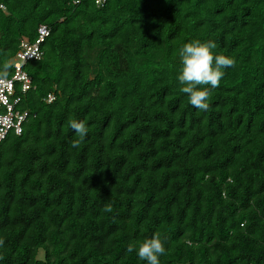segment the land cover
<instances>
[{
	"label": "trees",
	"instance_id": "trees-1",
	"mask_svg": "<svg viewBox=\"0 0 264 264\" xmlns=\"http://www.w3.org/2000/svg\"><path fill=\"white\" fill-rule=\"evenodd\" d=\"M40 26L0 143V264H147L127 248L155 233L160 264H264V0H0V66ZM193 40L235 61L207 111L177 79Z\"/></svg>",
	"mask_w": 264,
	"mask_h": 264
},
{
	"label": "clouds",
	"instance_id": "clouds-1",
	"mask_svg": "<svg viewBox=\"0 0 264 264\" xmlns=\"http://www.w3.org/2000/svg\"><path fill=\"white\" fill-rule=\"evenodd\" d=\"M217 47L218 45L214 41L203 43L193 40L183 44L179 50L181 68L177 79L181 85H184L180 90L188 95L189 103L201 111L209 109L210 89L219 86L225 75L224 69L235 65L233 58L223 54H214L212 50ZM11 67L12 64L7 60L0 66V82L7 80ZM70 127L78 136V139L71 142V146L79 147L87 136L88 128L83 121L76 120L70 121ZM103 210L111 212L112 207L105 205ZM3 243V238H0V247L3 246ZM127 251H136L139 259L147 261V264H160L159 256L165 254V247L160 234L155 233L151 238L140 242L138 246L135 242L130 243Z\"/></svg>",
	"mask_w": 264,
	"mask_h": 264
},
{
	"label": "built area",
	"instance_id": "built-area-1",
	"mask_svg": "<svg viewBox=\"0 0 264 264\" xmlns=\"http://www.w3.org/2000/svg\"><path fill=\"white\" fill-rule=\"evenodd\" d=\"M105 0H95L97 6H103ZM49 36V29L40 26L37 30V39L33 43L23 40L19 50L12 61L13 72L7 80L0 82V143L12 132L21 134V125L27 114L15 110L20 102V97L15 96V84H18L22 93H27L31 86V78L23 71V66L29 61H39L42 58L41 44ZM48 101L52 98L49 96Z\"/></svg>",
	"mask_w": 264,
	"mask_h": 264
},
{
	"label": "rangeland",
	"instance_id": "rangeland-1",
	"mask_svg": "<svg viewBox=\"0 0 264 264\" xmlns=\"http://www.w3.org/2000/svg\"><path fill=\"white\" fill-rule=\"evenodd\" d=\"M42 256H43V252L42 251H39V253H38V259H42Z\"/></svg>",
	"mask_w": 264,
	"mask_h": 264
}]
</instances>
